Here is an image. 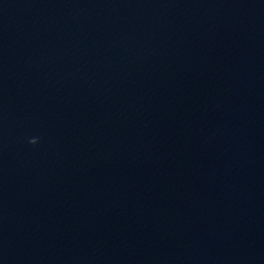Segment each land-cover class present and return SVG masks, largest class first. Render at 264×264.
Wrapping results in <instances>:
<instances>
[{"label": "clouds", "instance_id": "clouds-1", "mask_svg": "<svg viewBox=\"0 0 264 264\" xmlns=\"http://www.w3.org/2000/svg\"><path fill=\"white\" fill-rule=\"evenodd\" d=\"M30 142L33 143V144H35L36 143V140L35 139H32Z\"/></svg>", "mask_w": 264, "mask_h": 264}]
</instances>
